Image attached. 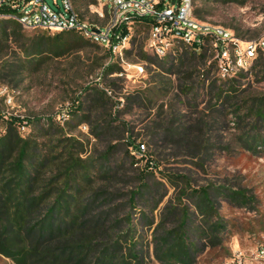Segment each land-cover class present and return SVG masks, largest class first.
Wrapping results in <instances>:
<instances>
[{
	"label": "rangeland",
	"instance_id": "1",
	"mask_svg": "<svg viewBox=\"0 0 264 264\" xmlns=\"http://www.w3.org/2000/svg\"><path fill=\"white\" fill-rule=\"evenodd\" d=\"M47 2L54 6L52 0ZM194 6L203 10L206 21L225 26L242 38L264 36V0H194ZM77 8L90 21L103 23L97 15V10H102L97 0L78 1ZM44 31L59 32L22 27L6 44L3 59L22 57ZM148 33L147 25L141 22L129 28L125 48L130 52L124 50L123 59L107 55L103 46L59 57L45 53L42 64L26 69L22 76L0 79V134L8 120L20 118L21 134L52 160L44 169L46 177L67 166L70 152L81 156L91 176L88 192L107 190L109 203L121 204V214L132 210L130 191L138 186L140 173L152 159L154 165L149 169L154 175L148 176L157 182L159 191L148 201H139L136 206L140 211L134 212L145 213L151 220V225L135 221L143 248L151 254L147 264H163L154 255V237L161 232L157 225L169 201L192 205L191 213L197 211L194 202L180 200L179 188L169 181V174L183 175L184 182L194 187L214 184L243 189L249 198L245 201L216 195L225 227L219 233L221 243L215 247L201 243L197 264H264V254H259L264 247V143H254L253 147L245 143L249 135L263 137L264 123L254 129L251 116L239 119L249 114L253 98L264 101V72L258 77L250 73L239 78L241 99L221 113L212 109L214 91L210 93L208 84L207 89H197L196 85L213 58L205 66L195 60L179 69L175 65L169 72L163 67L166 64L153 65L140 54L141 49L153 54L147 44ZM112 61L122 70L107 75L105 69ZM138 66L143 67L142 72ZM189 71L193 76L183 78ZM220 78L215 67L210 80L218 79V85ZM184 86L192 90L182 91ZM138 92L141 99L132 100ZM94 96H100V101L93 103ZM187 126L194 127L190 136L195 142L189 148L165 137L169 127L183 130ZM194 144L199 150L191 148ZM107 168L118 169L112 179L103 176ZM0 264L15 263L0 254Z\"/></svg>",
	"mask_w": 264,
	"mask_h": 264
},
{
	"label": "trees",
	"instance_id": "2",
	"mask_svg": "<svg viewBox=\"0 0 264 264\" xmlns=\"http://www.w3.org/2000/svg\"><path fill=\"white\" fill-rule=\"evenodd\" d=\"M78 1L85 0H74V6L81 17H86L77 8ZM2 11L15 10L5 8ZM194 14L205 20L203 10L194 8ZM139 22L146 24L149 30L153 23L148 18L135 21ZM22 27L17 19H0V43L3 45L0 47V79L15 80L22 76L26 69L42 64L41 56L45 53L59 57L88 47L103 46L85 38L76 30H62L54 34L44 31L38 43L26 49L22 57H14L13 61L3 59L6 44L12 36H18ZM128 33L129 28L123 26L121 34ZM105 49L107 55L113 58L114 53L107 47ZM124 50L126 53L130 52L128 48ZM140 54L153 65L166 64L163 67L169 72H172L175 65L179 69L195 60H200L202 66H205L212 58L208 48H199L197 45L183 46L182 50L163 58L154 53L148 54L143 49ZM215 67L212 59L202 70V75L199 74L196 88L204 89L208 84L210 93L214 91L215 102L212 109L224 113L227 105H233L234 100L238 102L241 99L242 90L238 79L246 75L240 73L232 78H220V84L217 85L218 79L210 80ZM121 70L112 61L105 72L108 75ZM262 72L264 61L259 59L252 73L258 77ZM192 74L193 71H189L183 78L187 79ZM181 89L192 90L188 86ZM137 99H141L140 92L133 95L132 100ZM93 101L99 102L100 96H94ZM250 102L249 114L240 116L239 119L244 121L251 116V127L257 128L259 123H264V101L253 98ZM236 110L240 111L241 107L238 106ZM19 121L20 118L8 120L5 131L0 134V254L15 264H145L151 259L149 250L143 248L142 233L135 223L139 219L151 225V220L145 213L134 212L140 211L136 206L139 201H148V197H154L159 191L157 182L150 181L148 176L154 175L153 170L149 169L154 165L152 159L148 161L147 170L140 173L138 186L130 191L129 203L132 210L121 214V204H110V198L105 196L107 190H98L92 194L88 192L91 176L87 173V167H83L81 156L75 157L70 152L67 166L46 177L44 169L52 160L21 134ZM192 128L194 127L187 126L183 130H177L169 127L165 137L173 142H184L189 148L195 142L190 136ZM245 143L249 147H253L254 143H264V135H249ZM194 145L191 148L199 150V146ZM143 147L145 148V144ZM117 172L118 169L107 168L103 176L112 179ZM167 177L179 188L181 201L187 199L194 202L197 211L193 213L197 217L192 216V205L173 203L170 200L157 225L161 232L154 237V255L163 264H197L201 243L213 247L221 243L219 233L225 227L218 213L216 195L224 194L230 200L245 201L249 198L243 189L214 184L194 187L184 182L187 179L183 175L169 174ZM83 178L87 184L83 182Z\"/></svg>",
	"mask_w": 264,
	"mask_h": 264
},
{
	"label": "built area",
	"instance_id": "3",
	"mask_svg": "<svg viewBox=\"0 0 264 264\" xmlns=\"http://www.w3.org/2000/svg\"><path fill=\"white\" fill-rule=\"evenodd\" d=\"M52 1L54 6L47 0H0V19H17L28 29L76 30L123 59L129 33L122 35V27L131 28L136 20L148 18L153 23L147 44L161 58L183 46L208 48L223 78L250 74L257 60L264 61V36L245 39L225 26L199 19L194 14V0H97L102 6L97 15L103 23L81 17L74 0ZM5 8L15 11L3 12ZM138 69L143 71L142 66ZM259 254H264L263 246Z\"/></svg>",
	"mask_w": 264,
	"mask_h": 264
}]
</instances>
